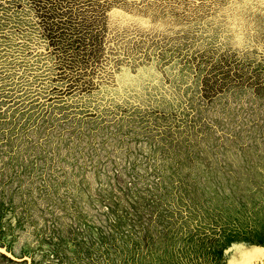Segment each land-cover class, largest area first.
I'll use <instances>...</instances> for the list:
<instances>
[{
	"label": "rangeland",
	"instance_id": "1",
	"mask_svg": "<svg viewBox=\"0 0 264 264\" xmlns=\"http://www.w3.org/2000/svg\"><path fill=\"white\" fill-rule=\"evenodd\" d=\"M0 50V264H264L262 0H0Z\"/></svg>",
	"mask_w": 264,
	"mask_h": 264
},
{
	"label": "trees",
	"instance_id": "2",
	"mask_svg": "<svg viewBox=\"0 0 264 264\" xmlns=\"http://www.w3.org/2000/svg\"><path fill=\"white\" fill-rule=\"evenodd\" d=\"M59 7H60L61 10H62V6H59ZM58 15H59V13H58ZM55 20H57V17H54V18H52V19H49V18H41V17H39V21H40V23L42 24L41 27L45 28L44 30H46V31H47L46 28H50V29H51V32L49 33L50 35H54V34H57V35H58V33L60 32V30L57 29L56 26H54V25L51 24V22H52V21L55 22ZM46 34H47V32L45 33L44 37H45V39H46L47 41H49V38H48V36H46ZM57 35H55V37H56ZM53 37H54V36H53ZM53 41H55V45H56L57 40L53 39L52 42H53ZM49 42H50V41H49ZM54 47H55V46H54Z\"/></svg>",
	"mask_w": 264,
	"mask_h": 264
},
{
	"label": "snow or ice",
	"instance_id": "3",
	"mask_svg": "<svg viewBox=\"0 0 264 264\" xmlns=\"http://www.w3.org/2000/svg\"><path fill=\"white\" fill-rule=\"evenodd\" d=\"M262 2H264V0H262ZM0 55H3V52H2V50H0Z\"/></svg>",
	"mask_w": 264,
	"mask_h": 264
}]
</instances>
